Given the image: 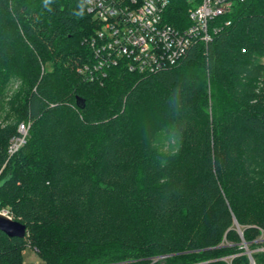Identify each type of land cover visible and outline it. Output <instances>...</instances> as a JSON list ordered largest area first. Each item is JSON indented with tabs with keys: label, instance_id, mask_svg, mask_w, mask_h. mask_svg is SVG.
I'll list each match as a JSON object with an SVG mask.
<instances>
[{
	"label": "trees",
	"instance_id": "trees-1",
	"mask_svg": "<svg viewBox=\"0 0 264 264\" xmlns=\"http://www.w3.org/2000/svg\"><path fill=\"white\" fill-rule=\"evenodd\" d=\"M79 3L0 0V211L27 227L0 231V264H226L237 226L264 230V0L175 66L98 79L81 72L99 24Z\"/></svg>",
	"mask_w": 264,
	"mask_h": 264
},
{
	"label": "built area",
	"instance_id": "built-area-1",
	"mask_svg": "<svg viewBox=\"0 0 264 264\" xmlns=\"http://www.w3.org/2000/svg\"><path fill=\"white\" fill-rule=\"evenodd\" d=\"M244 1L89 0L88 11L99 28L89 42L93 60L81 72L89 79H98L119 64L141 74L175 66L194 45L213 41L220 31L218 20ZM28 127H19L20 136L11 141L10 155L24 144L22 134ZM1 213L10 217L6 211ZM236 231L241 239L237 252L218 260L226 264H264V230L258 228L259 234L252 241L244 238L239 226Z\"/></svg>",
	"mask_w": 264,
	"mask_h": 264
},
{
	"label": "rangeland",
	"instance_id": "rangeland-1",
	"mask_svg": "<svg viewBox=\"0 0 264 264\" xmlns=\"http://www.w3.org/2000/svg\"><path fill=\"white\" fill-rule=\"evenodd\" d=\"M21 90H23V85L21 82H16L15 80L13 82H11V84L9 85V87L3 91V94L6 95V101L7 102H10V100L15 96V95H18ZM24 97L25 96H22V106H24ZM22 111V110H21ZM24 122L21 121L19 122V127L23 124ZM19 132V130H18ZM29 136V127L28 129L26 130V132H24L22 134V137L23 139H25L24 141H26L27 137ZM25 144V142H24ZM159 147L161 149V151H163L164 153H172L174 151L177 150L178 146L175 142V140L173 138H171L169 135L167 134H163L161 139H160V142H159ZM14 155V154H13ZM13 155H10L8 156V159L7 161L13 156ZM6 164V163H5ZM5 164L0 168V174L4 172L5 170ZM241 241L240 237H239V241L238 243ZM166 257H161L159 258L160 260H164ZM25 262L26 263H37L39 262V258H38V255L37 253L28 248L25 252Z\"/></svg>",
	"mask_w": 264,
	"mask_h": 264
},
{
	"label": "water",
	"instance_id": "water-1",
	"mask_svg": "<svg viewBox=\"0 0 264 264\" xmlns=\"http://www.w3.org/2000/svg\"><path fill=\"white\" fill-rule=\"evenodd\" d=\"M0 231L10 238H24L27 234V227L0 212Z\"/></svg>",
	"mask_w": 264,
	"mask_h": 264
},
{
	"label": "clouds",
	"instance_id": "clouds-1",
	"mask_svg": "<svg viewBox=\"0 0 264 264\" xmlns=\"http://www.w3.org/2000/svg\"><path fill=\"white\" fill-rule=\"evenodd\" d=\"M88 2H89V0H80V3H79V5H78V7H79V11H77V12L75 13V15L82 17L83 14H84L85 6H86V4H87ZM50 3H51V0H44V4H45V6L50 5Z\"/></svg>",
	"mask_w": 264,
	"mask_h": 264
}]
</instances>
